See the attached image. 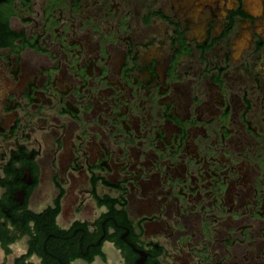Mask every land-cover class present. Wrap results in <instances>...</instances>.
Segmentation results:
<instances>
[{
	"label": "flooded vegetation",
	"instance_id": "flooded-vegetation-1",
	"mask_svg": "<svg viewBox=\"0 0 264 264\" xmlns=\"http://www.w3.org/2000/svg\"><path fill=\"white\" fill-rule=\"evenodd\" d=\"M0 264H264V0H0Z\"/></svg>",
	"mask_w": 264,
	"mask_h": 264
}]
</instances>
